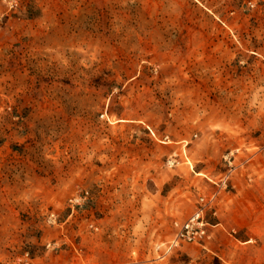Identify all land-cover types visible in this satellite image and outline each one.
Segmentation results:
<instances>
[{
	"label": "rangeland",
	"instance_id": "obj_1",
	"mask_svg": "<svg viewBox=\"0 0 264 264\" xmlns=\"http://www.w3.org/2000/svg\"><path fill=\"white\" fill-rule=\"evenodd\" d=\"M0 264H264V0H0Z\"/></svg>",
	"mask_w": 264,
	"mask_h": 264
},
{
	"label": "built area",
	"instance_id": "obj_2",
	"mask_svg": "<svg viewBox=\"0 0 264 264\" xmlns=\"http://www.w3.org/2000/svg\"><path fill=\"white\" fill-rule=\"evenodd\" d=\"M214 198L210 200L212 203ZM205 202L204 199L201 200ZM175 238L169 246V250L180 247L183 244H195L203 240L207 235L208 224L205 219L204 208L197 210L187 221L178 225Z\"/></svg>",
	"mask_w": 264,
	"mask_h": 264
}]
</instances>
